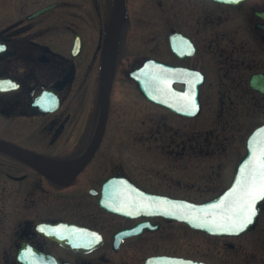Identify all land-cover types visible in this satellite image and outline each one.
<instances>
[{
	"label": "flooded vegetation",
	"instance_id": "af4514ba",
	"mask_svg": "<svg viewBox=\"0 0 264 264\" xmlns=\"http://www.w3.org/2000/svg\"><path fill=\"white\" fill-rule=\"evenodd\" d=\"M28 1L0 0V138L30 151V159L49 174L0 149V181L10 216L0 231V264H156L158 256L179 258L180 264H264V200L255 225L237 234H215L156 213L145 199L131 198L137 204L133 215L101 203L109 177L127 176L138 185L111 157L121 151L125 135L112 121V102L121 92L118 76L180 120L198 123L209 89L222 93V110L243 106L246 111L251 100L264 98L251 83L255 74L264 75V0H159L158 8L141 3L152 16L161 12L163 57L135 56L130 68L122 64L130 59L125 54L138 21L131 13L136 0H124L117 25L112 23L117 35L108 31L116 0H31L29 10ZM114 40L115 49L109 50ZM108 53L115 67L101 130L102 59ZM150 58L165 64L166 102L175 91L184 103L199 102L196 114L145 95L131 72ZM206 131L205 138L222 135ZM203 132L193 128L188 137L190 148L200 153ZM177 199L202 203L212 198Z\"/></svg>",
	"mask_w": 264,
	"mask_h": 264
},
{
	"label": "rangeland",
	"instance_id": "374dc122",
	"mask_svg": "<svg viewBox=\"0 0 264 264\" xmlns=\"http://www.w3.org/2000/svg\"><path fill=\"white\" fill-rule=\"evenodd\" d=\"M158 1L132 2L131 13L138 21L131 28L130 51L125 54L130 55V59L123 61V68H130L135 61L133 57L139 58L142 54L163 57L161 12L152 16L141 7V3H154L158 8L155 4ZM31 7L33 5L29 0L27 9ZM117 83L121 92L120 95L116 93L112 102V121L117 123L116 129L125 132V135L121 151L111 157L139 186L154 192L198 200L214 197L231 183L237 164L245 154L248 134L264 122L263 97L259 101L251 100L246 105V111L241 110L243 106L238 111L226 106L222 110V93L209 89L198 123H192L180 120L144 100L133 81L124 75L118 76ZM193 128L204 131L203 139L199 140L202 153L196 147L190 148L188 137ZM210 129L221 131V137L205 138L206 130ZM130 132L135 136H130ZM184 142L186 151L182 149ZM2 184L0 181V231L7 227L10 217L6 209L8 198H5ZM2 238L0 233V240Z\"/></svg>",
	"mask_w": 264,
	"mask_h": 264
},
{
	"label": "water",
	"instance_id": "95a60500",
	"mask_svg": "<svg viewBox=\"0 0 264 264\" xmlns=\"http://www.w3.org/2000/svg\"><path fill=\"white\" fill-rule=\"evenodd\" d=\"M123 3L124 0L115 1L111 25H113L112 23H118L123 9ZM49 7L51 6L38 10L34 13V15L44 12ZM113 75L114 65L108 59L107 55H104L102 96L103 119L101 122V130L103 129L107 118ZM131 75L139 82L141 89L150 99L162 104H168L175 110L188 116H192L200 110L199 102L193 99L192 101H187L184 103L179 95H174L175 91H170L171 94H173L172 101L166 102V93L168 90L165 89V64L162 61L151 58L147 60L141 68L133 71ZM199 81H202L201 76L199 77ZM251 83L254 87L260 88L264 91V75L255 74L251 80ZM179 102H181L183 105ZM247 147L248 153L240 162L235 180L233 181L232 185L218 197L213 198L210 201L196 204L185 200L174 199L175 197L163 194L147 192L141 188H138L137 186H133L131 181L125 177L122 179L124 182V190L122 191L121 195H123V197L120 198H128L124 196L129 194L134 195L132 198H143L148 200L149 202L146 204V207H151L150 210H154L156 213L158 212L168 217L187 221L194 227L201 228L212 233L237 234V232L231 230V224L233 221L238 219V213L235 212V209L246 199L247 187L251 178L258 171L257 160L258 158H264V156H262V152H264V124L256 128L250 135ZM0 148L9 150L13 154L27 159L41 171L49 174L48 170L45 169L41 164L32 158L30 159V151L16 144L10 143L2 138H0ZM84 160L85 158H82L79 164L84 163ZM114 190L115 188L109 185L107 186V191L105 198L102 200V204L117 212H122L125 214L127 213V215L131 214L129 213L132 211L130 204H123L118 201L116 198H119V196L118 194H115L116 192H114ZM109 198H114V201L110 202ZM260 201H257L255 204L256 215L252 218V223L249 224L243 231L255 225L258 218ZM154 262H156V264H180V259L169 256H160L156 257Z\"/></svg>",
	"mask_w": 264,
	"mask_h": 264
},
{
	"label": "snow or ice",
	"instance_id": "6c2138e0",
	"mask_svg": "<svg viewBox=\"0 0 264 264\" xmlns=\"http://www.w3.org/2000/svg\"><path fill=\"white\" fill-rule=\"evenodd\" d=\"M234 2H238V0H234ZM262 156H264V152H262ZM257 168L258 171L251 178L247 187L246 199L235 209L238 219L232 222L231 230L237 233L242 232L252 223V218L256 215V202L264 200V158H258ZM184 264H191V262H184Z\"/></svg>",
	"mask_w": 264,
	"mask_h": 264
},
{
	"label": "bare ground",
	"instance_id": "6f19581e",
	"mask_svg": "<svg viewBox=\"0 0 264 264\" xmlns=\"http://www.w3.org/2000/svg\"><path fill=\"white\" fill-rule=\"evenodd\" d=\"M110 45H111V43H110ZM111 49H112V45L109 48V50H111ZM46 166H48V168L53 169V170H56V171L61 169V166H59V165H51V164L46 163Z\"/></svg>",
	"mask_w": 264,
	"mask_h": 264
}]
</instances>
